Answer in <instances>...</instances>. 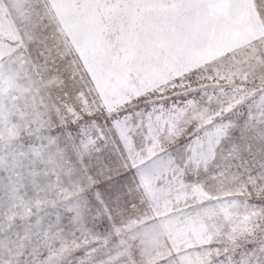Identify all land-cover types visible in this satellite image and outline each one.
Listing matches in <instances>:
<instances>
[{
    "label": "rangeland",
    "instance_id": "1",
    "mask_svg": "<svg viewBox=\"0 0 264 264\" xmlns=\"http://www.w3.org/2000/svg\"><path fill=\"white\" fill-rule=\"evenodd\" d=\"M43 2L0 0V255L11 249L19 253L13 256L19 264H43L55 248L54 259L60 264H75L81 252L59 250L73 239H87L97 249L93 259L103 260L117 252L113 242L118 237L131 233L159 264H166L170 252L183 253L185 264L222 260L224 256L216 257L213 249L233 243L238 245L234 258L239 259L241 250L252 248L249 241L259 238V229L264 228L259 208L264 205V123L246 127L250 99L226 114L221 102L229 103V89L237 85L246 84L249 91L264 88V28L254 12L259 32L242 43L228 40L234 37L197 38L203 41L122 60L110 58L99 46L94 9L80 13L59 0L64 20L61 31L34 15ZM30 13L36 21L34 29ZM243 16L244 20L235 19V25L244 23L253 29V17ZM21 41L26 48L19 47ZM187 49L196 52L188 54ZM163 53L170 54V65L158 62ZM245 71L248 75L242 78ZM189 84L202 88L204 95L191 93ZM80 88L83 93L78 94ZM89 88L112 99L141 89L155 90L157 98L167 97L166 105L183 101L182 93L189 92L207 110L204 120L211 125L194 146L199 166L185 164L181 139L170 146L174 163L165 157L144 170L142 192L133 186L131 177L123 182L130 191H125L122 202L108 198L113 225L91 199L82 179L80 161L94 156V151L76 133L75 141L65 134L64 125L71 126L75 109L89 110L90 94L87 99L84 96ZM209 95L214 99L207 100ZM150 99L142 97L127 111H146ZM217 111L229 124L227 136L219 141L220 118L213 115ZM207 115H213L217 124L212 125ZM97 119L103 123L99 114ZM234 145L239 146L238 153ZM178 169L182 174L173 179ZM137 200L146 205L129 209L128 203ZM153 219L156 224L144 227Z\"/></svg>",
    "mask_w": 264,
    "mask_h": 264
},
{
    "label": "snow or ice",
    "instance_id": "2",
    "mask_svg": "<svg viewBox=\"0 0 264 264\" xmlns=\"http://www.w3.org/2000/svg\"><path fill=\"white\" fill-rule=\"evenodd\" d=\"M63 6L80 13L94 9V28L99 46L110 58L126 60L142 58L149 50L155 52L179 46L194 38H216L235 26L233 10L239 6V0H65ZM61 7L59 0H44L42 7L34 9L33 12L39 22L47 20L56 24L57 30L63 31L60 28L64 24ZM250 8L255 19L264 28V0H250ZM29 20L34 29L36 21H32V13L29 14ZM19 47L26 48V45L21 41ZM19 54L23 56L24 53ZM41 55H44L43 50ZM83 75L86 77V74ZM247 75L246 71L243 72L242 78ZM85 83L90 85L91 81L86 79ZM189 87L191 93L200 91L204 95L202 88L191 84ZM240 88L243 91H238ZM218 91L223 93L224 89L219 88ZM229 92V103L225 106L221 102L224 114L250 99L246 127L264 123V88L258 91L253 87L249 91L245 84L232 87ZM77 93H83V88L78 89ZM89 94V110L77 107L76 116L70 121L71 126L64 125L65 134L75 141L76 136L73 133H76L81 142L94 151V156L90 155L80 161L82 179L86 182L91 199L103 209L109 224L113 225L108 198L113 203L122 202L125 191H130L123 182L131 177L133 186L141 190L144 170L165 157L174 163L176 158L172 155L170 146L181 139L184 140L185 164L199 166L200 161L195 158L194 146L204 138L211 125L204 120L207 110L189 92L182 93L183 101L167 105L163 103L167 97L157 98L155 90L141 89L117 99L103 98L91 88L89 93L84 94L86 99ZM236 96L239 99H233ZM142 97L152 98L147 101L149 107L146 111H127L129 106L134 108ZM213 99L211 95L207 97L209 101ZM69 111L73 109L70 108ZM98 114L103 117V123L97 119ZM213 115L220 118L217 135L219 141L221 137L227 136L229 124L223 122L219 111ZM213 115H207V120L216 125L217 120L213 119ZM233 150L238 153L239 146L234 145ZM207 163L205 160V168ZM181 174L182 169H178L173 179ZM249 179L254 178L250 176ZM261 179L264 180V177ZM180 187L184 188V184L181 183ZM261 188H264V183ZM257 195L260 196L261 192L258 191ZM140 203L146 205L143 200L130 201L128 208L135 211ZM259 208L261 221L264 222V205ZM156 223L157 220L153 219L147 221L144 227ZM115 231L119 233L120 228L116 227ZM249 231L251 233V229ZM259 231V238L249 241L252 248L241 250L239 259L234 258L238 245L233 243L231 247L213 249L216 257L223 255L224 259H209L205 264H264V228ZM113 243L117 246V252L113 257H105L103 260L93 259L97 249L90 246L87 239H73L62 244L59 251L70 249V254L74 251L81 252V255L75 257V264H159L153 254L146 253L139 246L138 238L134 234L118 237ZM49 251L50 256L43 264H60L59 259H54L57 257V250L52 248ZM14 255L18 256L19 253L9 249L6 255H0V264H19L18 260L13 259ZM166 264H185L184 254L170 252Z\"/></svg>",
    "mask_w": 264,
    "mask_h": 264
},
{
    "label": "crops",
    "instance_id": "3",
    "mask_svg": "<svg viewBox=\"0 0 264 264\" xmlns=\"http://www.w3.org/2000/svg\"><path fill=\"white\" fill-rule=\"evenodd\" d=\"M233 12L236 14V15L233 14L235 19L236 18H242L244 20L246 18V16H243V15H251V17H253V12H252V10L250 8V1L249 0H239V6L236 9H234ZM253 20H254L253 29H252V27L245 26L244 23L240 24V25L237 24L233 28L228 29L227 31H225L224 33H222V34H220L218 36H222V37H225V38H233L234 37V39H228V40H230V41L233 40V43H235V44L242 43L243 40L245 41L246 39L251 38L253 35H256L259 32V26H258V23H256L254 17H253ZM240 26H241V28H240ZM237 37H238V39H237ZM194 39H192L191 41H189L188 43H185V44H193V43L194 44H197V43L199 44V42L203 41V40H199V39L197 40V38H194ZM182 46H183V44H182ZM182 46L180 47L181 51L179 50L180 53L182 52V49H185ZM220 49L221 48H219V50ZM187 51H188V54L190 52H196L194 50L191 51L190 49H187ZM181 54H183V53H181ZM188 54L184 55L183 60L185 58L187 59V57H188L187 55ZM169 56H170V54H164V53L160 54L157 57L158 58V62L164 64V61L165 62L167 61L166 62V63H168L167 65H170L171 58L168 59ZM164 66H166V65H164Z\"/></svg>",
    "mask_w": 264,
    "mask_h": 264
}]
</instances>
